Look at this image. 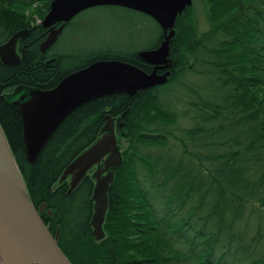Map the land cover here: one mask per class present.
<instances>
[{"label": "trees", "instance_id": "1", "mask_svg": "<svg viewBox=\"0 0 264 264\" xmlns=\"http://www.w3.org/2000/svg\"><path fill=\"white\" fill-rule=\"evenodd\" d=\"M198 1L208 28L196 31L190 6L176 16L165 84L82 103L31 163L12 104L30 87L18 80L33 81L40 73V80L55 85L64 73L61 66L55 77L30 67L36 41L20 74L0 67V83L11 78L19 86L14 94H0V127L30 202H45L50 214L40 217L71 264H264V0ZM49 2L0 0V42L41 19ZM41 32L35 25L31 39ZM160 38L159 28L154 45ZM108 58L141 67L134 54L106 49L72 68ZM183 72L198 80L179 110L180 93L170 100L162 91ZM186 115L190 126H178ZM106 116L122 123L114 129L120 162L107 190L103 237L94 239L91 177L86 174L69 194L67 181L57 179L98 136Z\"/></svg>", "mask_w": 264, "mask_h": 264}, {"label": "water", "instance_id": "2", "mask_svg": "<svg viewBox=\"0 0 264 264\" xmlns=\"http://www.w3.org/2000/svg\"><path fill=\"white\" fill-rule=\"evenodd\" d=\"M101 5L141 12L159 26L161 39L158 45L136 53L141 61L152 67L145 71L124 60L96 59L67 73L50 88H30L21 93L12 104L20 114L25 157L30 163L57 125L82 103L116 93L131 96L168 80L169 42L175 32V18L191 5V0H50L39 21L40 26L49 28L41 48L55 40L63 23L84 9ZM59 22L61 24L53 29L52 26ZM23 33L24 30L17 31L0 44L3 63L18 60L14 47L17 37ZM157 70L164 71L158 73ZM114 128V118L106 116L98 136L67 163L57 179V183L67 179L66 194H69L86 174L91 177L89 225L94 239L103 237L107 190L113 179V169L120 162ZM92 167L94 169L89 172ZM4 176L21 188L22 199L14 195ZM45 205L41 202L35 207L30 202L0 127V264H71L56 244L57 234L52 235L40 217ZM46 212L49 214L50 210Z\"/></svg>", "mask_w": 264, "mask_h": 264}, {"label": "rangeland", "instance_id": "3", "mask_svg": "<svg viewBox=\"0 0 264 264\" xmlns=\"http://www.w3.org/2000/svg\"><path fill=\"white\" fill-rule=\"evenodd\" d=\"M190 17L197 32L208 28L205 8L198 0H191ZM27 10L24 11L26 13ZM35 15H32V18ZM74 19L83 22L84 32H78L74 37L72 32H62L54 43L53 48L64 55L62 68H72L82 63V59L95 51L106 49L118 50L127 54H136L155 44L159 36V27L147 15L125 7L115 5L93 6L79 12ZM40 19H36L38 23ZM159 41V40H158ZM185 63L189 64L191 58L186 55ZM198 76L183 72L180 77L169 83L162 92H167L169 99L175 100L180 93L181 100L175 102L176 109H184L185 94H192ZM192 92V93H191ZM180 112V111H179ZM186 115L179 120L178 126H190ZM115 129V128H114ZM254 221H251L253 226ZM248 229L251 230L250 223ZM261 248L264 250V229L261 239Z\"/></svg>", "mask_w": 264, "mask_h": 264}, {"label": "flooded vegetation", "instance_id": "4", "mask_svg": "<svg viewBox=\"0 0 264 264\" xmlns=\"http://www.w3.org/2000/svg\"><path fill=\"white\" fill-rule=\"evenodd\" d=\"M75 16H73L69 21H67V22L62 24V27L59 30L55 40L49 46H47V47H45L43 49L41 48V42L45 39L47 33L49 32V28H44V27L40 26L42 32L38 36V38L40 37L39 40H36V38L35 39H31V33H30L31 29H33L35 25H39V22L38 23H36V22L32 23L31 21H29L28 26L14 31V33H16L17 31L24 30V33L21 36L17 37L16 42H15L14 51H15V53L18 56V60L16 62H13V63H10V64L3 63L0 60V67L3 68V69H6L8 72H10V76H11V73H19L20 74V71H17V70L20 69V68H24V64H26L29 61L28 57L26 56L27 53H28L29 45L31 43H33L34 41H36L35 52H34L35 55L32 56L33 62L30 65V67L32 69L33 68L34 69L39 68L40 71H44V72L49 70L53 74V76L55 77V73L57 72V69H58L57 67H59L61 65L62 59L64 58L63 54L58 53L53 48L54 43L56 42L57 38L60 36V34L62 32H66V31L67 32H72L74 34L73 35L74 37H77L79 31L81 33L84 32L83 29H82L84 27L83 22H81V21L77 22L76 19H74ZM60 24H61L60 22L59 23H55L52 26V28L53 29L57 28ZM14 33H12L11 35H13ZM9 37H7L4 41H1L0 44L5 42ZM160 39H159V41H160ZM159 41H158V43H159ZM158 43L156 45H154L153 47H151V48L156 47L158 45ZM134 57L137 59L136 60L137 64H139L145 71H149L151 69L152 66L149 65V64L144 63L143 61H141L136 56V54L134 55ZM75 69H77V68L76 67L75 68H71V69L62 68V67L60 68V70L63 71L64 75H66L67 73H69V72H71V71H73ZM164 70H157V72L161 73ZM169 70H170V66H169ZM64 75H62V77ZM13 76H14V74H13ZM9 79H10V82H8ZM6 80H7L6 82L0 83V94H8V95L9 94H14L16 88L19 87V86H15L13 84V82H15V81L13 79H11V78H7ZM18 81L22 82V86L26 84L30 88L34 87V88H40V89H47V88H50V87L54 86V85H52L50 83H47L44 80H40V73H36L35 74V76L33 77V81L29 80L28 78H23V79L18 80ZM54 84H56V83H54ZM116 94H119V93H116ZM121 94L127 95L126 93H121ZM121 126H122V123L118 122V120L114 118V127L115 128H119ZM93 169H94V167H92L89 170V172H91ZM65 180L67 181V179H65ZM67 187H68V183H67ZM46 210L47 209H46V205H45V207H44V209L42 210L41 213H43V211H44L45 214H47ZM49 214H47V215H49Z\"/></svg>", "mask_w": 264, "mask_h": 264}, {"label": "bare ground", "instance_id": "5", "mask_svg": "<svg viewBox=\"0 0 264 264\" xmlns=\"http://www.w3.org/2000/svg\"><path fill=\"white\" fill-rule=\"evenodd\" d=\"M4 181L7 184L8 187H10L11 191L14 193V195H16L18 198L22 199V190L19 186H17L13 181H11L9 178H7L6 176H4ZM0 245L1 242H0Z\"/></svg>", "mask_w": 264, "mask_h": 264}]
</instances>
